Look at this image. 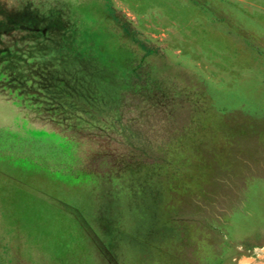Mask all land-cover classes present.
Wrapping results in <instances>:
<instances>
[{"label":"rangeland","instance_id":"obj_1","mask_svg":"<svg viewBox=\"0 0 264 264\" xmlns=\"http://www.w3.org/2000/svg\"><path fill=\"white\" fill-rule=\"evenodd\" d=\"M0 264H264V0H0Z\"/></svg>","mask_w":264,"mask_h":264}]
</instances>
